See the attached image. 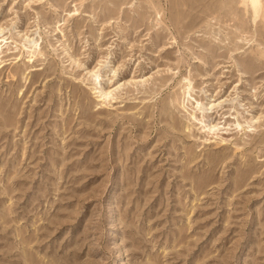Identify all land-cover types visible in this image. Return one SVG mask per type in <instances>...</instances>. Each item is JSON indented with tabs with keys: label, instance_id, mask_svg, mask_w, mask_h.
Here are the masks:
<instances>
[{
	"label": "rangeland",
	"instance_id": "obj_1",
	"mask_svg": "<svg viewBox=\"0 0 264 264\" xmlns=\"http://www.w3.org/2000/svg\"><path fill=\"white\" fill-rule=\"evenodd\" d=\"M246 4L0 0V264H264Z\"/></svg>",
	"mask_w": 264,
	"mask_h": 264
},
{
	"label": "bare ground",
	"instance_id": "obj_2",
	"mask_svg": "<svg viewBox=\"0 0 264 264\" xmlns=\"http://www.w3.org/2000/svg\"><path fill=\"white\" fill-rule=\"evenodd\" d=\"M245 2L247 3L246 5L250 6V8L248 9L247 7V9L251 12L253 23L257 22L258 18L259 20L262 18L264 21V0H245ZM109 92V90H105L103 93L106 94Z\"/></svg>",
	"mask_w": 264,
	"mask_h": 264
}]
</instances>
